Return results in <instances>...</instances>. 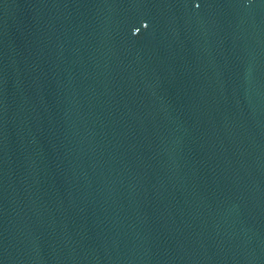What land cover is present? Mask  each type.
<instances>
[{
  "label": "water",
  "instance_id": "1",
  "mask_svg": "<svg viewBox=\"0 0 264 264\" xmlns=\"http://www.w3.org/2000/svg\"><path fill=\"white\" fill-rule=\"evenodd\" d=\"M0 264H264V0H0Z\"/></svg>",
  "mask_w": 264,
  "mask_h": 264
}]
</instances>
